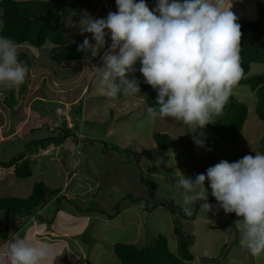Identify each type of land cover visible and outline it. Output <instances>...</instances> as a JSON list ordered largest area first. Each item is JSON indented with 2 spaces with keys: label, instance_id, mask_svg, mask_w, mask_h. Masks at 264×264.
<instances>
[{
  "label": "rangeland",
  "instance_id": "374dc122",
  "mask_svg": "<svg viewBox=\"0 0 264 264\" xmlns=\"http://www.w3.org/2000/svg\"><path fill=\"white\" fill-rule=\"evenodd\" d=\"M228 3L229 5L233 4L232 11L239 17V20H254V18L263 20L264 18L262 16V14L264 15L262 0H228ZM147 5L150 10H155L157 0H152ZM259 6L263 10L260 11V14ZM109 12H115L113 3L109 0H95L93 5L83 13L70 16L67 21L68 30L65 34L67 43L85 38L91 41V34H80V20L85 16L96 19L106 18ZM2 26L3 21L0 20V30ZM106 39L110 46V38ZM92 42L94 43V41ZM52 47L50 42L41 48H34L27 43L19 47V53L26 52L28 54L26 66L29 69V75L26 82L19 87L0 86V106L4 98L3 94L8 95L13 92L15 96L13 95L12 101L9 103L13 106L18 100L13 109L17 106L15 112L20 114L24 109L21 106L31 109L29 102L44 97V103L37 102L35 104V107L38 108L35 113H42L44 117L36 116L37 121L41 119L42 123L33 127V133H37L35 139H42L45 132L54 130L53 134L55 135L59 129L73 126L74 137L71 136L62 146H59L58 154L53 152L50 157L35 158L37 160L35 163L33 162L30 178L19 179L13 174L3 178L0 181V197L26 199L30 196L34 183L39 180L55 186L61 180L57 177L58 169L65 170L67 164L70 166L71 163L76 174L87 171L86 174L92 176L93 180L100 181L102 188L97 191V195L93 196L92 201L96 204L92 206L90 203L86 204L80 200L66 202L64 198L58 199L57 203L53 202L49 206L51 212L56 214L53 220L51 215L47 214L49 209L42 214L40 211H36L40 215L34 214V218L30 219L33 221L36 218L33 222L24 217H21L19 222L18 220L12 222L11 218H7L6 221L5 215L0 211V245L17 238H25L36 244L44 243L47 240L55 248L58 256L55 264H122L113 251L114 244L134 243L143 246L151 244L153 238L163 235L169 243L170 250L174 253L178 251L180 240L189 237L187 238L190 241L189 248L194 258L187 261L186 264H264V254L253 256L246 248L241 247V234L235 225V221L239 218L235 213L226 214L220 207L212 208L207 212L197 205L193 207V203L190 205L191 210H198L197 218L188 221L182 215L185 213L182 207L181 194L183 190L176 186L177 178L181 173L184 176H188L191 172L196 175L206 174L207 169L213 166L210 156L202 158L199 156V146L193 140V136L196 135L203 139L205 145L212 135L208 127L193 133L195 130H190L187 126L186 136L191 134V131L193 134H191V138H185L184 146H191L193 151L191 154L187 150L184 153L182 142L185 140V126L175 120L176 126L175 122H171L169 119H157L154 122H149L146 119L148 106L144 103L145 99L142 94L133 97L121 96L116 99H110L101 94L99 90L101 77L95 68L103 66L101 59L103 49L100 56L95 58L58 65L49 57ZM262 68H264V64L252 63L248 75H264L261 71ZM249 88L247 85H239L235 89L236 96L240 98L242 93L248 94L251 92ZM251 95H253L252 104H254L257 97L255 93H251ZM135 99V103L129 102ZM79 101L83 113L79 116V121L76 122V128L68 110L73 113L72 110L77 108ZM245 103L248 105L251 102ZM91 106H94V109L103 115L99 118L98 115L92 114V119L86 121L84 113L91 112ZM141 107L142 111H140ZM110 112H112L111 114L114 112L115 120L120 117L130 118L125 125V133L122 132L118 136V139H122L123 144L128 141L127 146L116 141L112 136L109 137L111 138L109 143L107 142L108 145L112 142L121 146L124 149L123 152L130 155L129 163L120 164L119 154H115V151L106 155L103 153L104 151L102 152L103 144L100 142L97 144V141L90 142L85 138L99 139V136L103 138L106 134L110 135L112 126H106L111 118ZM133 117L134 119H132ZM56 126L57 128H55ZM38 128H41V131H38ZM157 132L169 134L177 149H170L166 152L161 148L153 138V134ZM220 142L223 141L218 139L216 146L222 149L223 145ZM178 148L180 149L178 150ZM28 149L25 143L17 140L12 143H0V161H8ZM108 150L110 149L108 148ZM31 153L32 156L35 155L34 152ZM68 153L71 155L68 156ZM192 157L197 158L193 162V169L185 170V163L191 161ZM229 161L232 159L229 158ZM88 162H90L89 167L86 165ZM149 187L155 189L158 200L176 206L175 213L170 212V209L163 204L154 207V200L148 196L147 189ZM95 191L96 189L91 190L90 196L85 194L82 198L89 200ZM79 193L81 194L82 191ZM129 194H133L134 199L138 197L140 200L131 203L132 200L127 198ZM82 198L81 200H83ZM208 202L216 207L213 204L217 201L213 196ZM87 206L94 208V210L90 209L89 216L80 213L81 211L90 213ZM117 212L118 215L114 216ZM25 216L29 217V215ZM22 218L25 221L22 222ZM47 218L51 219L47 220ZM36 224L43 232H51L58 236L47 234L46 240L42 237L38 239L39 242H35L32 233ZM5 233H7L6 238L2 237ZM37 233L40 232L37 231ZM64 233L69 235L65 238L61 236ZM72 249L75 250L74 253ZM205 251L208 253L207 256L204 255ZM204 257L216 259L205 261Z\"/></svg>",
  "mask_w": 264,
  "mask_h": 264
},
{
  "label": "clouds",
  "instance_id": "9594fccd",
  "mask_svg": "<svg viewBox=\"0 0 264 264\" xmlns=\"http://www.w3.org/2000/svg\"><path fill=\"white\" fill-rule=\"evenodd\" d=\"M149 2L116 0L117 11L109 12L106 18L83 17L80 20V34L89 33L92 40L85 38L78 45L77 51L85 53L88 59L100 56L101 50H104L101 57L103 66L95 69L101 77L99 90L110 99L141 94L140 81L134 76L135 66L139 63L144 83L157 93L155 106L146 108V119L149 122L157 119L176 120L194 129L193 133H196L214 123V117L223 114L230 98L237 95L235 89L240 85L239 82L245 78L240 56L242 32L239 17L232 11L233 4L229 5L228 0H157L155 10L149 9ZM262 2L264 10V0ZM258 11L260 14L261 9L258 8ZM249 21L262 22L260 27L264 24V18ZM106 38H110V46ZM21 46L9 37L0 36V86L14 88L26 82L29 69L19 58ZM143 96L147 97L146 94ZM53 132L49 131V136L43 138L58 134L54 135ZM193 140L197 146H204L200 137L194 135ZM32 142L25 143L29 149L24 152L22 159L9 167L0 165V170L13 168V175L16 176V164L20 165L27 158L33 168L38 158L50 157L53 152L58 154L59 146L66 141L37 147ZM31 152L35 155L32 156ZM75 171L70 170L65 182L59 187L44 183L48 187L61 189L58 196L66 202L80 200L92 206L95 203L92 198L97 195L99 188L89 200H81L82 196H72L68 191V186L76 178ZM206 181L219 207L226 214L235 213L239 218L235 225L241 234V247L253 256L264 254V154L256 152L255 156L245 155L231 163L221 160L209 167L206 174L196 175L195 179L181 173L176 186L183 190L182 207L186 214H191L190 205L196 201H202L201 209L207 212L212 210L213 206L208 202ZM87 195L90 196V192ZM49 200L50 197L46 198L47 202ZM36 211L42 214L46 207L38 206L35 210L38 216L40 214ZM47 212L55 219L56 214ZM88 212L80 213L89 216L91 210ZM29 217L24 216L32 221L30 219L34 218V214ZM20 218L12 222H19ZM25 219L22 218V222ZM34 229L32 237L35 242H39L38 239L42 237L46 240L47 234H53L43 232L37 224ZM49 243L46 240L36 244L25 238L6 242L0 245V264H55L58 256ZM72 250L74 253L75 250ZM204 255H208L207 251Z\"/></svg>",
  "mask_w": 264,
  "mask_h": 264
},
{
  "label": "trees",
  "instance_id": "16d2710c",
  "mask_svg": "<svg viewBox=\"0 0 264 264\" xmlns=\"http://www.w3.org/2000/svg\"><path fill=\"white\" fill-rule=\"evenodd\" d=\"M109 1L113 3V9L116 12V0ZM93 2L94 0H0V20L3 21V26L0 30V36L9 37L13 39L18 45L28 43L35 48H41L47 42H50L53 47L49 51V57L54 63L58 65H62L65 62H73L86 59L85 53L77 51L78 45L82 44L83 40L78 39L67 43L65 34L68 30V18L75 14H81L85 9L90 8ZM137 2H139V0H137ZM260 9L262 10L261 7ZM238 22L241 25L242 32L240 56L241 64L245 74V78L242 79L239 84L247 85L251 90L255 91V95L257 97L255 111L259 119L264 122V75H248L252 63L264 64V41L257 43L263 33V29L260 27V24L262 22L249 20H239ZM87 55L88 57H90V54ZM19 58L25 64H28V55L26 54V52L19 53ZM139 68L140 64L137 63L134 76L140 81L139 86L141 89V94L147 95V97H144L147 106H155L157 93L152 89L150 85L144 83V77L139 72ZM13 95V92L9 93V96L5 99L6 104H11L9 102L12 101ZM17 101L13 104V106L10 105L11 114H14L13 107L15 106ZM37 102L43 101L36 99L33 102L32 105L33 109L35 110L38 109L37 107H35V104ZM77 104V108L75 110H72L73 113L68 110L69 115L71 116L76 128V122L79 121V116L83 111L81 102L79 101L77 102ZM247 116L248 105L240 98L238 99L236 95H234L230 98L228 104L225 106L223 114L214 117V123L208 124V127L215 133V135H217V137L221 141L225 143H235L238 135L242 131ZM73 135L74 132L72 129L64 127L58 132L57 135L48 138L33 140L32 144H34L35 147L52 142L59 144L65 142L68 137H71ZM85 138L87 140H90V142L97 141V144H99L98 142L103 144L102 152L104 151L103 153L106 155L109 153L112 154V151H115V154L121 155H118V157L120 158V164L130 162L128 161L130 159V155L124 153V149L121 146H119L117 143L114 144L112 142L110 143V145H108L111 138L105 136L103 138L99 136V139L93 137ZM187 138H191L190 134H188ZM154 139L161 148L166 150V152H168L170 149H177L173 145V139L167 133H154ZM186 139L182 142V147L185 149L184 153L188 151L191 154L193 148H191V146H184V142L186 141ZM28 146H30V144ZM108 148L110 150H108ZM179 149L180 148H178V150ZM23 154L24 152L22 154L14 156L8 162L0 161V165H3L5 167L12 166L13 164H15V162L23 158ZM195 159L197 158L194 157V160ZM185 164L186 166H188L187 169H193V165L190 166L188 163ZM15 174L18 178L31 177V161L26 158L20 165L16 164ZM205 187L208 188V201H210L212 198L211 188L209 187L207 181L205 182ZM101 188L102 184L100 183V187L98 190L100 191ZM60 190L61 189L59 188L48 187L43 181L36 182L33 186L32 194L27 199H18L12 197L0 198V211H2L5 215L6 221L9 217H11L12 221L20 217H24L25 215L31 216L35 214V210L40 205L46 207V210L49 209L48 211H51L49 206L52 205L53 202L57 203V200L60 199V197L58 196ZM152 190L153 189L149 187L147 189V192L149 193V198L151 200H154V207L163 204L170 209V212L175 213L176 206L172 205L169 202L164 203V201L158 200L156 198L155 189L153 191ZM48 197H50V200L47 202L46 198ZM127 198L131 199V202L140 200V198L138 197L134 199L133 194H129ZM198 203L199 201H196L193 204V207H195L196 205L200 207L201 203ZM87 209L94 210V208L92 207H87ZM191 212V214L182 212L184 219L188 221L195 219V215L197 214L198 210L193 209L191 210ZM49 219L50 218H47V220ZM6 235L7 233H5L2 237L6 238ZM187 238L189 237L182 238L180 240L177 253H174L170 250L169 243L166 237L163 235H159L158 237L153 238V242L151 244L143 246H138L134 243H116L114 244L113 251L115 255L120 259L122 264H186L187 261H191L194 258L189 248L190 241ZM215 259L216 258L204 257L205 261H212Z\"/></svg>",
  "mask_w": 264,
  "mask_h": 264
},
{
  "label": "crops",
  "instance_id": "0c3cea01",
  "mask_svg": "<svg viewBox=\"0 0 264 264\" xmlns=\"http://www.w3.org/2000/svg\"><path fill=\"white\" fill-rule=\"evenodd\" d=\"M80 61H82V60H80ZM260 65H262V64H260ZM261 71L264 74V68H262ZM250 91L251 92H248V94L242 93L240 96V99H242V101L251 102V103L248 104V116H247L246 121L243 125V129H242L241 133L238 135L235 143L220 142L223 145V147H222V149L219 148L218 146H216V142L218 140V137L208 128L209 131H211L212 135H211V137H209L207 143L203 147H199L198 154H199V156H201V158L210 156L213 166L215 164L219 163L221 160H227L228 162L231 163V162L238 161L239 159L243 158L245 155L255 156L256 152H260V153L264 154V122L261 121L256 114L255 109H256L257 101L254 104H252L253 103V99H252L253 95H251V93H254V92L251 89H250ZM8 96H9V94L8 95L3 94L4 98H3L2 104L0 106V143H4V144L5 143H12L14 140L20 141L21 143H30L33 141V139H35L37 137V134L33 133L34 132L33 127L39 123H42L41 119H38V121H37V117L41 116V118H44L43 114L42 113H35L37 110L33 109L32 104L34 101H31V102H29L31 105V109H30V107L25 108V106H21L24 109H22L20 114H17L15 112V110L17 109V106H16V108H14V111H13V113L15 114V116H14V114H11V111H10L11 107L8 106L6 104V101H5L6 97H8ZM16 99H17V97H16ZM41 99H44V97ZM42 101H45V99ZM129 102L135 103L136 99L131 100ZM144 103L146 104V101ZM31 111H32V113H31ZM90 111L91 112L86 111V113H84L85 119L83 117H82V119L89 121V119H92V114H94L95 116L98 115V117L103 115L99 111L97 112V109H94V106H91ZM140 111H142V107L140 108ZM26 112H28V114H26ZM111 113L112 112H110L111 118L109 119V123L107 125V126H112L110 129L111 132L109 133L110 135L106 134L105 137H111L112 136L115 138L116 141L123 144L122 139L121 140L118 139V136L122 132L125 133V131H126L125 125L128 123L130 118L125 119L123 117H120L117 120H115L113 118L114 112H113V114H111ZM87 116H88V118L86 119ZM34 119H35V122H34ZM132 119H134V117ZM170 121L175 122L174 124L177 126V122L175 120L170 119ZM178 125L180 126V124H178ZM183 125L185 126L184 127V130H185L184 139H185L187 137L186 136L187 125H185V124H183ZM189 129L194 130V129H191L190 127H189ZM37 130L41 131V128H38ZM44 134H45L44 137L49 136V134H47V132H45ZM191 134H193L192 131H191ZM191 134H190V137L192 136ZM127 142L128 141H125V143L123 145L127 146V144H126ZM182 149H183V151H185V149L183 147H182ZM71 154H67V155L69 156ZM229 158H231L232 161H229ZM193 162H194V157H192L191 161L189 160L188 164L190 166H192ZM71 165H72V163H71ZM71 165L69 166L67 164V167L65 168V170L58 169L59 174L57 175V177L61 178V180L58 184L55 185V187H59L63 181L65 182L66 175L70 170L75 171L74 167ZM86 165H87V167H89V162ZM187 168H188V166H186V164H185L184 169L187 170ZM86 173H87V171L85 173H83L81 171L80 174H75L76 178H74L73 181L71 182V184L68 186L69 187L68 191L71 193V195L77 194L78 196H83L84 193L87 194L91 190L97 189L100 187L99 180H97V181L93 180L91 178L92 176L87 175ZM11 174H14L12 170H3L2 172L0 170V181L3 178H5ZM195 176H196V174L191 172V174H189L188 176H185V177L195 179ZM44 182H46V181H44ZM173 182H174V178H173ZM47 184L49 186H51L50 183H47ZM71 185H72V188H70ZM79 191H82V193L80 194ZM82 199H84V198H82ZM213 205L216 206V207H213L215 209L217 207H219L217 202H214ZM198 214H199V212L195 215L196 216L195 219L197 218ZM207 222H209V221H207ZM211 225H210V227H211ZM67 235H69V234L64 233L61 236L66 238ZM56 236H58V235H56ZM67 240H68V238H67Z\"/></svg>",
  "mask_w": 264,
  "mask_h": 264
},
{
  "label": "water",
  "instance_id": "95a60500",
  "mask_svg": "<svg viewBox=\"0 0 264 264\" xmlns=\"http://www.w3.org/2000/svg\"><path fill=\"white\" fill-rule=\"evenodd\" d=\"M261 28L263 29V34H262L261 38L258 40L257 43H260V42L264 41V24L261 25Z\"/></svg>",
  "mask_w": 264,
  "mask_h": 264
}]
</instances>
